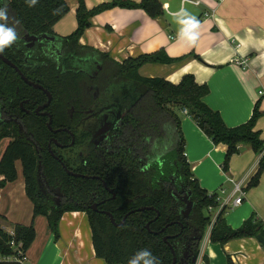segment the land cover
Returning <instances> with one entry per match:
<instances>
[{"label":"trees","instance_id":"obj_1","mask_svg":"<svg viewBox=\"0 0 264 264\" xmlns=\"http://www.w3.org/2000/svg\"><path fill=\"white\" fill-rule=\"evenodd\" d=\"M116 5L142 8L154 18L162 14V6L158 0H142L140 3L115 0L92 9H88L85 0H77V27L72 33L61 37V40L66 46L65 53H75L79 60L88 53L99 54L106 66L104 75L109 76L114 85L122 83L123 87H127V100L131 104L128 105L129 109L119 127L118 141L124 146L128 142L133 153H136L137 148L140 149L144 166L149 167L147 170L150 173H141L135 167L137 159L132 160V157L123 155L111 159L107 165L100 164L98 171L90 174L101 176L102 181L116 194L115 198H112L113 194L108 192L109 188L104 187L102 181L72 176L58 160L48 155L41 160L43 168L40 174L41 172L44 174V183L47 181L51 187L60 189L65 196L63 202L57 205L43 191L41 179L39 180L42 176L38 175L40 158L35 145L20 135L18 125L14 127L13 124L2 123L0 120V141L3 138H11L0 162V173L5 176L1 185L17 180L16 162L20 160L26 192L34 205V216H46L55 238H59V226L63 215L66 212H85L92 229L96 255L109 264H173L174 256L177 258L176 264H181L186 252L192 250L195 254L199 253V248H193L192 236L200 234L204 238L211 225L209 238L215 243L226 244L233 239L259 235L264 237L263 224L255 220L253 215L238 228L228 224L225 218L226 206L216 219L212 218L209 210L221 206L219 195L202 188L198 179L194 177L185 153L186 140L181 128V115L186 109L199 128L215 144L227 145L223 164V168L227 169L231 158L239 153L242 144H249L257 154L264 152V140L260 131L256 129L257 121L262 116L259 103L255 105L253 114L247 122L230 127L220 112L206 103L205 97L210 89L206 84H198L194 75L186 74L179 84H173L163 78H148L139 74L138 69L143 64H168L182 58L170 57L166 51L161 50L120 63L106 53L80 44L79 40L84 30L90 26L91 18ZM70 9L69 0H36L33 6H30V0H0V10L5 11L7 16L6 20H0V25L6 30L13 31L16 37L4 46L1 53L16 62L31 80L45 85L57 83L54 80L43 81L44 75L54 67L47 69L44 62L36 58L30 63L32 66L29 64V67H24L19 64L17 55L25 54V47L22 44L24 36L54 34V26L70 12ZM68 77H65L64 83L73 82L68 81ZM81 81L74 80L75 84ZM20 83L16 71L0 57V103L11 113L19 108V96L23 92L22 87L17 92ZM35 91L41 94L38 90ZM41 130L50 134L46 123L40 121L37 125L39 134ZM158 159L163 163V168H160ZM65 162L69 169L74 170L67 164L66 159ZM178 167L184 175L192 193L191 200L194 202V208L187 220L181 219L177 204L175 207L169 195L167 181L164 182V186H154L151 178L157 168L159 177L162 178L163 170L178 172L176 170ZM263 174L264 155L258 170L250 178L247 189L257 186ZM92 192H95L97 197H109L103 206L113 214L116 222L122 221L124 215L132 208L142 206L155 208L130 214L122 225L116 226L111 222L109 215L94 212L88 207ZM179 222H182L183 226ZM166 236L169 237L167 241ZM35 239L36 230L33 224L30 226L18 224L13 233L0 227V256L16 257L20 250L26 252ZM12 242L16 247L11 245ZM203 260L209 264L207 255H203ZM227 262L235 264L230 257ZM0 264L21 263L0 260Z\"/></svg>","mask_w":264,"mask_h":264},{"label":"crops","instance_id":"obj_2","mask_svg":"<svg viewBox=\"0 0 264 264\" xmlns=\"http://www.w3.org/2000/svg\"><path fill=\"white\" fill-rule=\"evenodd\" d=\"M115 0H85L88 9ZM126 1V0H121ZM140 3L142 0H129ZM162 14L150 16L142 8L116 5L91 18L79 43L108 54L122 63L161 50L176 62L146 63L139 74L148 78H163L179 84L186 74H192L198 84L208 85L206 103L220 112L225 123L238 126L247 122L259 103L262 116L256 129L264 140V0H158ZM70 12L55 26L58 35L66 36L77 27V0H69ZM215 9L213 15L206 11ZM194 17L197 28L185 35V20ZM194 36L195 39H189ZM247 60L245 64L239 61ZM262 92V93H260ZM181 128L185 136V153L194 177L210 193L219 191L220 208L217 217L229 204L236 211L225 218L238 228L250 216L264 227V174L259 184L247 193L246 184L259 168L264 152L257 154L249 144H242L239 153L223 168L227 145L215 144L197 125L189 113L182 112ZM7 140V142H6ZM11 138L0 141V162ZM244 149L252 157H241ZM250 150V151H249ZM16 168L18 178L1 185L5 176L0 173V227L9 233L16 225H34L36 239L26 251L21 264H109L96 255L92 229L83 211L66 212L60 222L59 238L51 231L46 216H34V205L26 192L25 178ZM244 180L246 196L241 205L234 206L235 184ZM248 194V195H247ZM228 209V208H227ZM197 264H264V246L257 237L233 239L226 244L203 240ZM0 260L17 261L16 257Z\"/></svg>","mask_w":264,"mask_h":264},{"label":"flooded vegetation","instance_id":"obj_3","mask_svg":"<svg viewBox=\"0 0 264 264\" xmlns=\"http://www.w3.org/2000/svg\"><path fill=\"white\" fill-rule=\"evenodd\" d=\"M61 37L63 36L58 35L55 29L54 34H27L23 37L22 44L25 47V54L17 55L19 64L29 67L35 58L39 59L44 62L47 69L54 67L44 75L43 81L54 80L57 83L45 85L31 80L22 72L18 64L10 59L21 71L22 75L9 65L16 71L21 80L20 85L17 86V92H19L20 87L23 88V92L19 96V108L14 109L13 113L10 110H5V105L0 103V120L2 123H11L14 127L18 125L20 135L35 145L40 158L39 168L41 171L43 168L42 158L50 155L61 163L67 173L70 171L86 176H75L80 179L102 181L99 174H90V172L98 171L100 164L107 165L111 159L123 155L132 157V160L137 159L135 167L141 173H150L147 170L149 167L144 166L141 150L137 148L136 153H133L128 142L124 146L118 141L119 127L131 104L127 100V87H123L122 83L114 85L115 83L110 80V77L104 75L106 66L99 54L88 53L79 60L77 54L65 53L64 48L66 46ZM30 65L32 66V64ZM23 76L30 82L42 86L43 89L31 85L25 81ZM67 76H69L67 80L73 82L64 83ZM79 79L82 80L81 83L75 84L74 80ZM47 92L50 93L51 100H49ZM43 106L45 107L42 108ZM37 117H39L38 120ZM40 121L46 123L50 134L43 130L40 134L38 133L40 129L37 131V125L40 124ZM65 159L75 171L69 169ZM158 163L160 168H163V163L159 159ZM158 170L159 168L154 171L151 177L154 182L153 185L164 186V182L167 181L169 195L175 203V207L177 204L181 219L187 220L194 207H192L188 217H184L191 198L188 199L190 189L184 175L180 172V168L176 169L178 172L175 170L165 172L163 170L162 178L159 177ZM40 175L42 176L40 179L44 193L57 205L61 204L65 197L62 191L51 187L47 181L44 183V174L41 172ZM103 185L109 188L106 182H103ZM108 190L110 194H113L112 198H115L114 191L111 188ZM55 195L58 196L57 199H55ZM108 200L109 197H97L95 192H92L88 207L94 212L110 214L112 222L113 214L105 210L103 206ZM142 207L155 208L153 206ZM142 207L130 209L122 221L116 222L114 219L115 222L117 224L123 223L128 213L143 211L137 210ZM179 223L183 226L182 222ZM200 237L203 235L194 234L191 238L193 248H199L198 258L203 242V240L200 241ZM195 255L192 250L186 252L181 264H192V258Z\"/></svg>","mask_w":264,"mask_h":264},{"label":"water","instance_id":"obj_4","mask_svg":"<svg viewBox=\"0 0 264 264\" xmlns=\"http://www.w3.org/2000/svg\"><path fill=\"white\" fill-rule=\"evenodd\" d=\"M0 57H1V59L4 61V63H6V64L12 66L14 69H16V70L21 74L20 69H19V68H18V67H17V66H16V65L10 60V59L6 58L1 52H0ZM21 75H22V74H21ZM23 78L25 79V81H27V82L30 83L31 85H33V86H35V87H37V88H41V89H43L42 86L30 82L26 77L23 76ZM47 93H48V95H49V100H51V95H50V93H49V92H47ZM45 106H47V105H45ZM45 106H43L42 108H44ZM40 171H41V170H40V168H39V169H38V175L40 174ZM69 173L72 174V175H74V176H83V177H86L85 175L76 174V173H73V172H70V171H69ZM97 178H99V177H97ZM39 180H40V178H39ZM191 195H192V193H191V191H190V192H189L188 199L191 198ZM193 205H194L193 200L189 199V204H188V207H187V212H186V214L184 215V217H188V214L191 212ZM146 209H152V207H142V208L137 209V210H146ZM131 212H132V211H131ZM108 214H109V213H108ZM130 214H131V213H128V214L126 215L125 219H126ZM109 215H110V214H109ZM219 215H220V214H219ZM110 216H111V215H110ZM215 219H216V217H215ZM112 222H113V224L116 225V226H119V225H122V224H123V223L117 224L113 218H112ZM168 239H169V237L166 236V237H165V241H167ZM257 239H258V241L264 246V237H263L262 235H259V236H257ZM202 240H203V237H200V241H202ZM172 251H173V253H174V255H175V250H174V248H172ZM176 262H177V258H176V256H174V262H173V264H176ZM197 262H198V254H196V255L192 258V264H196Z\"/></svg>","mask_w":264,"mask_h":264},{"label":"built area","instance_id":"obj_5","mask_svg":"<svg viewBox=\"0 0 264 264\" xmlns=\"http://www.w3.org/2000/svg\"><path fill=\"white\" fill-rule=\"evenodd\" d=\"M214 12H215V9L212 8L210 11L205 12V16L213 15ZM246 61L247 60H241V61H239V64H245ZM260 93H262V92H260ZM184 112L188 113V110L185 109ZM245 196H246V191L244 188V180H242V181L237 182L235 184L233 205L234 206L241 205L245 199ZM211 230H212V225L209 227V229H208V231H207V233L203 239L204 241L209 238ZM11 245L13 247H16L14 242H12ZM17 247H18V245H17ZM199 258H200V256H199ZM16 259H17V261H20V263H23L26 260V252H23L22 250H20L18 256H16ZM198 262H199V260H198Z\"/></svg>","mask_w":264,"mask_h":264},{"label":"clouds","instance_id":"obj_6","mask_svg":"<svg viewBox=\"0 0 264 264\" xmlns=\"http://www.w3.org/2000/svg\"><path fill=\"white\" fill-rule=\"evenodd\" d=\"M36 3V0H30V6H33ZM7 16L5 11L0 10V20H6ZM194 17L188 20H185L186 25L185 35H188L192 29L197 28L198 24L194 23ZM16 39L15 34L11 30H6L2 25H0V52L3 51L4 46H7L10 41ZM189 39H195L194 36H189Z\"/></svg>","mask_w":264,"mask_h":264},{"label":"rangeland","instance_id":"obj_7","mask_svg":"<svg viewBox=\"0 0 264 264\" xmlns=\"http://www.w3.org/2000/svg\"><path fill=\"white\" fill-rule=\"evenodd\" d=\"M181 117H182V115H181ZM6 142H7V140H6ZM248 150L247 149H244L243 150V152H242V156L241 157H248L247 155H250L249 157H252V152L250 151V152H247ZM231 162V161H230ZM18 169H19V171L21 170V166H20V164L22 165V163H21V161L19 160L18 161ZM192 171H193V168H192ZM248 183V182H247ZM246 189H247V184H246ZM248 191H250V189H247V193H248ZM219 194H221V192L219 191L218 192ZM248 195V194H247ZM58 198V196L57 195H55V199H57ZM221 206H219V207H217V208H220ZM228 209H227V212H228V214L229 213H231V212H235L236 211V209H235V207H233L232 206V204H229V207H227ZM215 213H216V209H214V211L213 212H210V214L212 215V218L213 219H215Z\"/></svg>","mask_w":264,"mask_h":264},{"label":"bare ground","instance_id":"obj_8","mask_svg":"<svg viewBox=\"0 0 264 264\" xmlns=\"http://www.w3.org/2000/svg\"><path fill=\"white\" fill-rule=\"evenodd\" d=\"M197 264V263H196Z\"/></svg>","mask_w":264,"mask_h":264}]
</instances>
